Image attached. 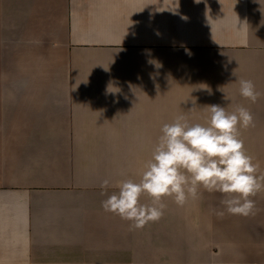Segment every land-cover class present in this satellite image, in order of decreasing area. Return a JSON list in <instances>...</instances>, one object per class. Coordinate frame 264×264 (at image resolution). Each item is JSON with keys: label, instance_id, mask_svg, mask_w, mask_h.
Instances as JSON below:
<instances>
[{"label": "crops", "instance_id": "0c3cea01", "mask_svg": "<svg viewBox=\"0 0 264 264\" xmlns=\"http://www.w3.org/2000/svg\"><path fill=\"white\" fill-rule=\"evenodd\" d=\"M240 79L264 94V0H0V264H264V191L248 217L203 187L165 198L140 229L101 206L210 105L252 113L264 175V95Z\"/></svg>", "mask_w": 264, "mask_h": 264}, {"label": "clouds", "instance_id": "9594fccd", "mask_svg": "<svg viewBox=\"0 0 264 264\" xmlns=\"http://www.w3.org/2000/svg\"><path fill=\"white\" fill-rule=\"evenodd\" d=\"M239 95L256 103L264 94L251 80L240 79ZM208 110L206 124L192 123L184 115L164 123L139 181L124 180L118 184V191L110 195L102 192L107 196L101 202L103 210L140 229L162 218L165 198H173L182 207L189 198L197 199L203 187L225 195L221 203L228 214L254 215L256 204L250 197L264 191V175H257L259 165L253 163L240 138V129L253 127L254 117L243 106L233 112L220 105H210ZM109 184L105 178L101 188L107 189ZM142 196H147L149 203H142ZM224 214L216 211L218 216Z\"/></svg>", "mask_w": 264, "mask_h": 264}, {"label": "rangeland", "instance_id": "374dc122", "mask_svg": "<svg viewBox=\"0 0 264 264\" xmlns=\"http://www.w3.org/2000/svg\"><path fill=\"white\" fill-rule=\"evenodd\" d=\"M244 148H245V150H246V152H247V146H244ZM263 153H264V146H262L261 148H259V149L256 151V157H257L258 155L263 154ZM247 154H248V152H247Z\"/></svg>", "mask_w": 264, "mask_h": 264}]
</instances>
